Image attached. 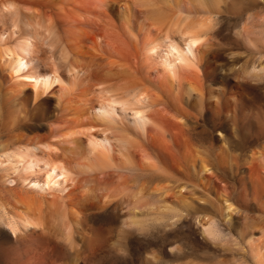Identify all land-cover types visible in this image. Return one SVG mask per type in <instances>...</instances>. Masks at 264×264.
Here are the masks:
<instances>
[{
	"label": "bare ground",
	"instance_id": "bare-ground-1",
	"mask_svg": "<svg viewBox=\"0 0 264 264\" xmlns=\"http://www.w3.org/2000/svg\"><path fill=\"white\" fill-rule=\"evenodd\" d=\"M228 1L95 0L90 4L80 0H0V120L7 114L10 127L17 120L41 123L57 118L67 125L58 128L69 129L55 138L60 139L56 145L31 141L12 151L10 144L0 141V171L5 183L27 191H0V223L16 236L29 231L40 235L46 245L54 247L53 251L59 249L60 254L46 264H92L101 250H120L129 229L148 235L153 223L179 219L180 211H189L183 200L176 203L182 208L179 211L158 196L163 185L171 184L174 178L171 169L145 156V151V157H136V151L144 146L140 138L151 145L155 142L149 140L150 127L156 128L164 140L169 130H175L176 124L154 109L165 97L175 101L180 112L195 108L201 112L204 106L231 127L250 129L257 122L264 139V118L249 115L250 102L242 82L262 81L264 62L251 59L241 69L229 71L227 77L234 81L230 95L222 88L213 89L208 81L219 66L211 47L204 44L205 37L223 5L239 14L235 24L239 49L252 47L263 38L257 39L251 32L257 7ZM70 4L76 8V15L83 17L84 11L93 14L95 20L83 17L82 22L75 19L62 23L47 10L57 9L68 18L70 13L64 8ZM102 25L114 30L116 41L111 43L115 46L104 41ZM123 36L135 42L136 53L129 54ZM117 54L123 55L122 61L117 60ZM75 147L80 152L74 164L75 158L69 153L76 155ZM166 150L161 153L165 155ZM262 150L259 157L264 161V146ZM81 155L83 160L79 159ZM206 165L200 166L208 171ZM192 168L196 167L192 164ZM109 169L115 173L105 176ZM127 171L168 176H134ZM27 173L31 176L23 178ZM229 207L228 211L236 209ZM257 207L264 213V199ZM108 213L120 219L116 237L115 231L90 220ZM204 223L203 236L215 244L223 241L215 219ZM258 223L252 220L243 224L253 228ZM227 241L229 245L226 237ZM249 248L251 264H264V246ZM154 252L148 254L151 258L147 264L160 262Z\"/></svg>",
	"mask_w": 264,
	"mask_h": 264
},
{
	"label": "rangeland",
	"instance_id": "rangeland-1",
	"mask_svg": "<svg viewBox=\"0 0 264 264\" xmlns=\"http://www.w3.org/2000/svg\"><path fill=\"white\" fill-rule=\"evenodd\" d=\"M80 1H86L90 4L95 3V0ZM242 1L245 2L246 5L249 4L257 7L255 8L258 13L254 15L257 19L255 20L254 18L255 24L251 32L254 33L252 34L255 35L257 39L259 37L263 38H259L252 47L248 45L246 49H239L235 42V33L237 32L235 24L239 20V14L229 12L226 6L223 5L222 12L216 18L217 21L215 20L212 30L209 32V35L205 37L206 43H204L205 39L203 40L204 44L211 47L210 49L219 66L209 77L208 81L212 84L213 89L222 88L226 91L227 95H230L234 89V81H231L227 77L229 71L241 69V67L251 59V62L256 60H262V63L264 62V0H229L228 2L240 4ZM47 10L62 23L75 19L80 21L83 17L90 19L94 18L93 14L84 11H82L83 17L76 15V8L72 4L64 8V10L70 13L71 17L69 16L68 18H66L63 12L57 9L48 8ZM109 28L108 26H101L103 30L102 37L104 36L105 42H110L111 45L115 46V32L112 28H110L111 30ZM123 38L128 45H125V47L128 48L129 54L132 55L136 53L138 49L134 46L135 42L128 41L124 36ZM142 38L143 36L140 35L139 39ZM207 38L210 39V41L207 40ZM111 42H114V44ZM204 44L203 47H205ZM120 55L121 54H117L116 58L122 61L123 58L121 56L123 55ZM154 77L155 74L153 75V78ZM242 82L250 102L249 115L258 116V119L261 117L264 118V79L260 82ZM154 83H156L155 79ZM59 88L60 86H57V89ZM164 100L167 103L162 101L163 103L161 102V105L154 109L155 112H161L164 115L163 118L166 117V120L170 118L168 120L169 123L172 121V123L176 124L174 131L172 130L173 128L171 129L172 131L169 130L170 133L173 134V136L176 135V137L172 138V135L167 133L166 139L164 140L163 137L161 138V134L160 132L158 133L156 128L153 129L150 127L149 140L151 143L153 141L155 142H153L152 146L150 143L148 144L147 141L140 138L138 141L140 145L144 146L136 151L138 152L136 153L138 154L136 157L140 160L142 157L150 155L148 157H151L157 164L160 166L165 165L171 169L174 176L171 180V184H164V189L157 195L159 197L162 196L165 202L170 203V206H175L173 208L179 211L182 210V208L176 203L183 200L188 203L189 211H180L181 218L179 215V219L177 216L173 219L165 218L166 220L164 219L163 222L159 221V223H153L150 230L151 232H149L150 234L147 233L148 235L139 234L134 228H131L133 231L129 229L127 231V239L124 240V244L120 247V250L119 248H117L115 252L101 250L98 252V254L101 255L98 257L95 256L93 259H96L92 261V264H147L146 260L151 258L148 254L151 255L152 250L153 252L156 251L154 253L157 256H160V258L158 256L160 259L158 264H218L220 260H222L220 264H224V262L225 264H243V262L244 264H251L249 260V247L264 246V213L257 207L264 199V161L262 160L263 158L261 159L259 157L261 151H263L264 139L259 124L256 122V125L250 129H246L244 126L231 127L224 121L223 117L212 114L207 111L204 106L201 112L199 108L187 109L189 110L188 112L187 110L180 112L181 110L175 106V101H171L170 98V101L174 103L172 104L166 97ZM157 109L160 111H157ZM153 112L152 115L155 113ZM182 113L183 115H181ZM160 116L162 117V115ZM160 116H156L155 119ZM1 119L0 141L10 144V149L12 151L17 150V148L23 145H30L33 141H41L42 143L50 142L56 145L60 139L56 140L55 138L59 135L63 136L69 130L66 128L67 125H64L65 122L63 123L57 118L49 119L41 123L17 120L14 124L15 126L10 127H8V123H6L8 122L7 114H5L3 118L1 117ZM60 125L66 126L65 129L64 127L58 128ZM217 130H220V132ZM157 134H160V136L158 135L159 137H157ZM156 139L158 142H156ZM168 141L171 144L173 142V144L171 145ZM26 142H29V144ZM84 142L85 139L81 141L83 146L86 145H84ZM69 144L68 147L72 149L71 145L73 143H71L70 146ZM165 144L167 147H165ZM159 145L161 150L159 149ZM163 148L169 151L173 149V154L170 151L172 155L165 149V155L169 160L165 159V155L161 153V151H165ZM75 149V153L78 152L76 155L74 153H69L71 158H75L72 159L74 164L75 160L79 161L77 154L80 152V150L77 151L78 149L76 147ZM59 151L61 153L62 150ZM59 151H57V154ZM69 154L67 155L66 152V156H68L67 159L70 158ZM73 154L77 158L74 157ZM257 156L259 158H257ZM82 157L79 159L83 160L84 157ZM194 160H196V162ZM192 164L197 169L192 168ZM205 164H207L206 167L208 166L209 169L207 170L209 172L202 169V166H205ZM111 171L112 170L109 169L103 174L106 176L112 172L115 173V170ZM127 172L129 173V171ZM2 173L3 172L0 171V191L3 193L27 192L20 185H12L13 187L10 184L7 185L2 177L4 173ZM132 173L134 176L143 175L144 177L164 176L163 178H166V176H168L167 174L163 175L164 173L157 175V172L154 174L153 172H137V174L131 172L129 174L132 175ZM24 175L25 174H22L23 178H29L31 176L30 174H28L29 176ZM101 176L103 175L101 174ZM71 185L70 183V189L73 186ZM31 194L33 193L28 192V195ZM60 195L63 194L61 193ZM47 198L51 197L48 196ZM226 199L229 205L231 207H236V209H231L228 203L225 202ZM228 207L231 210L228 211ZM232 211L234 214L231 213ZM206 216H208V218H206ZM230 216L232 217L230 218ZM208 219H215L223 234V241L218 242V246L215 244L216 242H210L209 239L203 236L202 230L205 226L204 222ZM228 219H230V221H228ZM90 220L92 223L104 229L115 231L113 232V237H116L120 219L108 213L93 216ZM252 220L259 222L256 226H253V228L243 224L245 221ZM154 224L156 226H154ZM239 225L240 227L238 230L237 228ZM28 232L21 231L18 232L19 235L17 234L16 236L11 232L9 227L0 223V264H46L47 260L52 256L60 254L59 249L53 251L54 247L46 245L40 235L31 232L28 234ZM226 237L229 240L230 246L228 245V241L226 243ZM226 245L228 246L226 247ZM174 248L176 249L174 250Z\"/></svg>",
	"mask_w": 264,
	"mask_h": 264
}]
</instances>
